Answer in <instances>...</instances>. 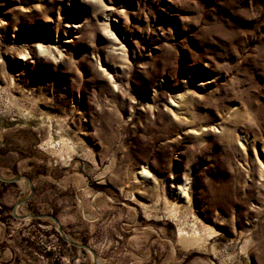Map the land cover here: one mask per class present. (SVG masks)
I'll list each match as a JSON object with an SVG mask.
<instances>
[{"label": "rangeland", "instance_id": "obj_1", "mask_svg": "<svg viewBox=\"0 0 264 264\" xmlns=\"http://www.w3.org/2000/svg\"><path fill=\"white\" fill-rule=\"evenodd\" d=\"M0 264H264V0H0Z\"/></svg>", "mask_w": 264, "mask_h": 264}, {"label": "water", "instance_id": "obj_2", "mask_svg": "<svg viewBox=\"0 0 264 264\" xmlns=\"http://www.w3.org/2000/svg\"><path fill=\"white\" fill-rule=\"evenodd\" d=\"M26 178H27V177H26ZM19 179H20V178L17 177V178H15V179H13V180H10V181L14 182V181H17V180H19ZM27 180L30 182L29 178H27ZM42 217H49V218L53 219L56 223L59 224V222H58V220L56 219V217H54V216H52V215H42Z\"/></svg>", "mask_w": 264, "mask_h": 264}, {"label": "bare ground", "instance_id": "obj_3", "mask_svg": "<svg viewBox=\"0 0 264 264\" xmlns=\"http://www.w3.org/2000/svg\"><path fill=\"white\" fill-rule=\"evenodd\" d=\"M184 192H185V194H186V191H184V189H183L182 193H184Z\"/></svg>", "mask_w": 264, "mask_h": 264}]
</instances>
